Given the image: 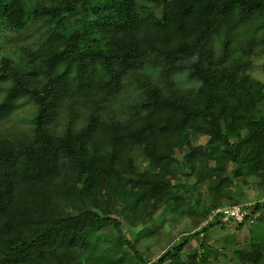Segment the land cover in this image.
<instances>
[{
    "label": "trees",
    "instance_id": "1",
    "mask_svg": "<svg viewBox=\"0 0 264 264\" xmlns=\"http://www.w3.org/2000/svg\"><path fill=\"white\" fill-rule=\"evenodd\" d=\"M235 11L241 18L259 13L264 26V0H35L29 9L20 0H0V82H13L4 101L29 96L38 105L31 141L0 142V264H81L96 247L93 234L108 226L117 235L116 248L126 246L143 262L116 216L94 210L53 216L79 187L90 199L100 188L134 186L133 212L170 205L179 196L170 188L173 153L185 130L209 137L190 155L198 180L220 178L229 162L246 177L264 171V83L250 75L249 61L232 65L224 51L216 57L212 45L214 31ZM29 22L38 34L28 43L22 31ZM9 31L22 42L17 61L1 49ZM260 43L264 53V29ZM146 66L159 68L160 81L137 83L138 98L120 116L105 119L98 107L77 131L68 127L57 135L45 128L58 83L63 93H96L105 102L119 91L123 72ZM176 70L186 71L195 86L169 88ZM40 74L43 80L35 83L32 77ZM136 148L146 161L143 170L134 164ZM97 170L106 177L96 178ZM218 223H207L144 264H208L211 252L203 242L189 262L181 254L190 238ZM233 254L242 264L257 263L263 240Z\"/></svg>",
    "mask_w": 264,
    "mask_h": 264
},
{
    "label": "rangeland",
    "instance_id": "2",
    "mask_svg": "<svg viewBox=\"0 0 264 264\" xmlns=\"http://www.w3.org/2000/svg\"><path fill=\"white\" fill-rule=\"evenodd\" d=\"M29 9L35 0H20ZM141 7L146 8L144 4ZM238 11L229 15L227 22L220 23L217 31L212 35V45L216 57L224 51L226 60L235 65L239 62L249 61V73L255 79L264 83L262 65L264 53L262 52L260 38L263 19L259 13H254L246 18ZM30 23V22H29ZM36 26L31 23L22 31L26 41L32 42L38 32ZM6 42L2 45V51L17 61L18 34L7 32ZM24 42V38H22ZM227 45L226 50L223 49ZM17 68L19 66H16ZM14 69V66H11ZM13 71L8 70V73ZM40 72H43L40 69ZM56 75V74H55ZM43 74L33 76L35 83L43 80ZM159 68L146 66L136 69V72H123L119 91L114 97L102 102L96 93L93 97L84 94L73 96L68 91L63 93L60 84L54 86L51 91V101L48 119L45 128L50 132L61 135L65 130L73 128L77 131L84 124V119L90 111L98 109V114L105 118L118 116L124 113L138 97L137 83L160 81ZM172 80L169 88L188 90L195 86L186 71H174L170 74ZM56 79V76H55ZM13 84L11 78L0 82V142L27 143L35 136V118L38 105L32 97L18 96L4 101L7 89ZM56 84V83H55ZM244 132H242V135ZM183 145L175 149L173 153L175 169L171 177V190L176 192L178 198L166 204L162 202L155 209L151 206L141 208L133 212L134 186H127L124 190L100 188L93 198L88 199L83 187L70 190L63 206L54 213L53 217L62 215H75L84 210H94L99 213L106 211L116 216L122 223L123 235L131 241L143 262L136 259L126 246L116 248L117 235L111 227H104L96 231L93 236L96 243L94 249L89 248L82 259L81 264H144L153 262L175 243L183 241L187 235L200 231L207 223L218 221L213 211L220 207L243 204L249 211V216L242 222L240 228L237 223L213 224L207 231L195 238H190L181 254L185 262L193 258L194 252H201L200 244L209 252L208 264H242L234 257L237 249H250L252 242L263 240L264 246V171L258 170L257 175L246 177L245 171H236V165L232 162L224 166V170L217 179L198 180L191 172L190 155L192 148L207 146L209 137L200 135L192 130L182 133ZM134 164L139 170H143L146 161L142 149L136 148L132 154ZM210 165H214L212 161ZM210 174V173H209ZM207 174V177H212ZM96 178H105L104 170H97ZM169 177V176H167ZM163 183L157 185L158 191L162 190ZM104 191L106 193H104ZM171 201V199H170ZM259 204V208L255 206ZM211 207V210L209 209ZM213 208V209H212ZM207 209V210H206ZM47 260L41 264H47ZM51 264H56L52 262ZM264 264V254L257 259V263Z\"/></svg>",
    "mask_w": 264,
    "mask_h": 264
},
{
    "label": "built area",
    "instance_id": "3",
    "mask_svg": "<svg viewBox=\"0 0 264 264\" xmlns=\"http://www.w3.org/2000/svg\"><path fill=\"white\" fill-rule=\"evenodd\" d=\"M213 214L217 215L221 223H241L247 219L250 213L245 205L236 204L217 208L213 211Z\"/></svg>",
    "mask_w": 264,
    "mask_h": 264
}]
</instances>
